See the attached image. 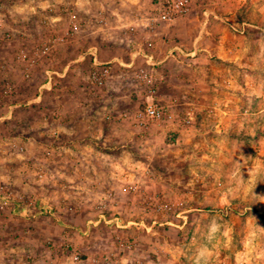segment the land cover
Returning a JSON list of instances; mask_svg holds the SVG:
<instances>
[{
  "label": "rangeland",
  "instance_id": "obj_1",
  "mask_svg": "<svg viewBox=\"0 0 264 264\" xmlns=\"http://www.w3.org/2000/svg\"><path fill=\"white\" fill-rule=\"evenodd\" d=\"M118 1L0 0V264H264V31L255 81L212 47L149 86L119 59L157 26ZM147 103L172 118L141 124Z\"/></svg>",
  "mask_w": 264,
  "mask_h": 264
},
{
  "label": "crops",
  "instance_id": "obj_2",
  "mask_svg": "<svg viewBox=\"0 0 264 264\" xmlns=\"http://www.w3.org/2000/svg\"><path fill=\"white\" fill-rule=\"evenodd\" d=\"M84 1L93 2L94 0H75V3L81 6ZM114 1L119 2L118 0ZM121 1L124 5L128 4V7H126L127 9L119 10L117 7L118 9L113 8L114 10H112L111 13L115 14L118 18L122 16L132 19L142 15L151 16L160 9L165 0ZM190 3L191 6L188 13L175 19L170 24H159L152 32L146 31L143 28H141L140 31L133 29L129 31L130 34L136 36V40L138 39L136 42L146 44L148 41H154L156 43L155 49L151 52L154 55L157 65V73L160 74V78L162 77V79H164L163 82H161L165 83V79L170 76L176 77L178 75L179 77L180 68L189 70V72L185 71L189 77L193 75L201 76L202 70L200 69L197 71L194 68L195 62L199 61V55L209 54L213 48L218 51L220 60H223L222 62L220 61V63L225 65L226 59H228L235 67L237 66V70L239 68L238 73L241 74L239 75L240 79L244 71L243 68L249 64L250 72L248 77L255 81L257 71L254 69L257 66V59L249 56L248 53L250 48L249 45L251 41L254 42V39L252 38L251 40V34L247 33L250 35L249 38L247 34H244V31H264V26L262 22H260L264 20V0H190ZM119 5H121V3ZM132 8L134 10H132ZM225 19H229L230 23H226ZM133 22L127 23V25L133 24ZM227 25L238 33L240 41L230 42L227 39V36L230 35L227 32ZM254 34L258 33L254 32ZM171 35L175 36L178 40L177 44H179L182 49L184 47L182 53L175 51L173 55L179 58L190 56L192 57L190 58L192 63L188 64L184 63L181 59H174L173 55L168 56V51L172 47V45L169 44V37ZM173 64H175V67ZM225 70V68L219 69L221 77L226 76ZM237 85L238 89L245 91V93H252L248 91L247 86L241 84V82H237ZM39 98H41V95L36 96L35 100H39ZM222 113H225V111H222ZM1 118L3 117L0 116V120ZM4 215L8 217V214Z\"/></svg>",
  "mask_w": 264,
  "mask_h": 264
},
{
  "label": "built area",
  "instance_id": "obj_3",
  "mask_svg": "<svg viewBox=\"0 0 264 264\" xmlns=\"http://www.w3.org/2000/svg\"><path fill=\"white\" fill-rule=\"evenodd\" d=\"M190 0H165L164 4L161 8L151 16H149L147 21V26L150 30H153L156 26L161 23H168L170 24L175 19L182 17L190 10ZM132 29V28H131ZM154 48V43L152 41L147 42L146 44H138L134 52L132 53L131 61L128 63L122 62L119 59V63L122 65L131 66L133 64L134 58L141 56L144 58L146 65L149 67L148 69L140 68L136 71L135 76L139 82H142L146 85L152 86L154 83V76H153V69L156 66L155 58L153 53L151 52ZM175 51H179L182 53L184 50L181 46L177 43L173 44L172 47L168 51V56H172ZM87 54L90 55L91 61V74L90 77L93 82L101 84L104 82L110 71V64L111 61H101L97 56V49L96 47H91ZM85 57V53L79 56L78 60H82ZM50 78H48V82ZM139 122L141 124H148L149 120L158 121L161 119L163 115L166 114L168 118H172L171 113H166L165 110L161 109L158 106L153 105L152 103H147L143 110L139 113ZM126 116V113L123 114ZM106 118H110V115L106 114ZM109 259L108 257L106 258ZM109 264V261H107Z\"/></svg>",
  "mask_w": 264,
  "mask_h": 264
}]
</instances>
